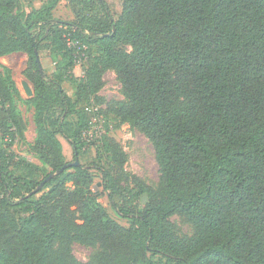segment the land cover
I'll return each instance as SVG.
<instances>
[{
	"label": "trees",
	"instance_id": "1",
	"mask_svg": "<svg viewBox=\"0 0 264 264\" xmlns=\"http://www.w3.org/2000/svg\"><path fill=\"white\" fill-rule=\"evenodd\" d=\"M18 1L0 0V56L27 55L33 96L23 101L33 108L29 145L40 166L13 169L11 146L25 140L23 98L0 63V264H57L56 254L70 264H264V0H121L116 15L106 0H69L71 20L54 16L59 0L31 11ZM44 43L51 74L40 62ZM92 46L100 54L78 77L73 67ZM109 70L126 99H112L108 111L150 140L154 187L122 183L121 149L106 135L113 170L65 160L58 137L76 159L90 121L62 83L93 96ZM91 169L128 227L92 192ZM174 215L192 225L187 240L176 235ZM74 235L98 243V255L71 258Z\"/></svg>",
	"mask_w": 264,
	"mask_h": 264
},
{
	"label": "rangeland",
	"instance_id": "2",
	"mask_svg": "<svg viewBox=\"0 0 264 264\" xmlns=\"http://www.w3.org/2000/svg\"><path fill=\"white\" fill-rule=\"evenodd\" d=\"M47 0H19L18 7L31 11L39 8ZM69 0H59L53 10L56 18L63 20L73 19V14L70 10ZM114 15L121 10V0H106ZM94 9L89 10V14L95 13L97 5H93ZM48 43H44L40 56V62L44 70L51 74L55 68V63L52 62L49 56ZM129 53L133 52L131 47H126ZM100 54V47L92 46L88 51L80 55V59L76 61L73 67V73L78 77H83L87 68V60L94 58ZM89 58V59H88ZM0 63L8 66L11 70L12 79L18 88L21 97L18 102V108L24 123L25 140L15 138L11 149L15 155L14 167L20 162H31L40 166V162L35 155L30 145L35 137V124L33 122V108L23 100H27L32 96H28L22 87V81L27 82L29 88L33 90L29 80L30 70L27 66V55L23 51H15L0 56ZM102 87L93 96H86L78 90L77 83L72 84L68 81L63 82L62 86L67 94L75 101L76 108L85 118L90 121V127L86 129L80 140L84 144L80 147V154L75 159L72 155V149L68 141L59 136L62 145V151L67 162L77 161L82 165H89L93 161L101 163L109 170H113L114 161L108 153L102 150V140L106 135L118 144L121 149V164H117L122 174V183L136 189L154 187L157 184L159 172L158 166L154 158V149L147 136L140 130L134 128L126 121L118 120L112 113L108 111V105L112 99L125 100L124 90L116 77L114 71H107L102 77ZM2 112L0 110V117ZM72 120L75 118L71 117ZM118 162V161H117ZM71 171V170H70ZM92 174L91 190L97 196L98 201L104 206L109 216L118 222L120 225L128 227L130 221L118 215L110 206L106 193L101 186V175L95 170H90ZM72 188L71 183L67 184ZM147 198L145 194H141L140 200L136 202V209L142 210L146 206ZM176 235L187 240L193 233L192 225L183 217L174 215L170 218ZM69 244V255L76 261L86 263L93 257H96L99 252L98 243L85 235L72 236ZM56 256L57 264H70L69 257Z\"/></svg>",
	"mask_w": 264,
	"mask_h": 264
},
{
	"label": "water",
	"instance_id": "3",
	"mask_svg": "<svg viewBox=\"0 0 264 264\" xmlns=\"http://www.w3.org/2000/svg\"><path fill=\"white\" fill-rule=\"evenodd\" d=\"M37 60H39V58H37ZM22 87H23L24 91L26 92V94H27L28 96H32V95H33V90H31V89L29 88L27 82L22 81ZM72 164L77 165L78 162H77V161H74ZM70 165H71V163H68V164L64 165L62 168H60V171H62L63 169H65L66 167H68V166H70ZM50 177H51V175H49L44 181H42V182L37 186L36 189L38 190V189L42 188V186H43V184L45 183V181L48 180Z\"/></svg>",
	"mask_w": 264,
	"mask_h": 264
}]
</instances>
